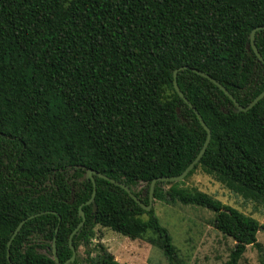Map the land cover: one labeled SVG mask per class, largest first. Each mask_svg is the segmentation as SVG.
Here are the masks:
<instances>
[{"label":"trees","instance_id":"obj_1","mask_svg":"<svg viewBox=\"0 0 264 264\" xmlns=\"http://www.w3.org/2000/svg\"><path fill=\"white\" fill-rule=\"evenodd\" d=\"M259 26L264 0H0V264H9L19 222L40 212L12 240L10 261L55 264V238L64 264L80 206L85 221L72 246L85 249V264H119L102 244L89 250L95 226L145 239L169 264H183L153 207L143 210L98 177L86 204L92 183L80 178L99 172L147 205L150 182L180 175L206 137L175 92L173 71L197 69L247 106L264 89V65L246 48ZM254 43L264 60V30ZM177 84L211 133L186 178L200 169L243 200L264 203V97L234 112L189 69ZM182 184L158 182L153 200L212 212L214 229L234 243L226 264H239L247 247L264 264L256 239L264 225Z\"/></svg>","mask_w":264,"mask_h":264},{"label":"rangeland","instance_id":"obj_2","mask_svg":"<svg viewBox=\"0 0 264 264\" xmlns=\"http://www.w3.org/2000/svg\"><path fill=\"white\" fill-rule=\"evenodd\" d=\"M182 186L203 192L222 205L250 216L264 225V203L243 200L227 190L213 175H207L197 169L183 180ZM143 187L144 185L140 184L135 190L139 191ZM164 189H167V185ZM152 207L161 225L172 237L183 264H226L234 243L214 229L212 212L197 206L155 200ZM94 232L89 250H93L97 244H102L119 264H169L161 251L145 239L130 240L100 226H95ZM256 239L264 247V231H258ZM75 257H78V264H85L82 261L85 249L79 247ZM239 264H260L257 251L247 247Z\"/></svg>","mask_w":264,"mask_h":264},{"label":"water","instance_id":"obj_3","mask_svg":"<svg viewBox=\"0 0 264 264\" xmlns=\"http://www.w3.org/2000/svg\"><path fill=\"white\" fill-rule=\"evenodd\" d=\"M264 30V26H259L254 28L250 34H249V43L246 45L247 49H251L257 60L264 65V60L262 58V56L260 55V53L258 52L254 40H255V34L258 31H262ZM183 69H189L191 72L207 79L208 81H210L213 85H215L219 90H221L223 92L224 95H226L229 100L232 102L234 109V112H247L248 110H250L253 106H255L263 97H264V89L245 107L241 106L236 99L220 84L218 83L216 80H214L213 78H211L209 75L197 70V69H191L187 66H182L179 67L177 69H175L173 71V87L175 92L177 93L178 97L183 100V102L194 112L199 124L201 125V127L203 128V130L206 133V137L204 140V143L202 144L198 154L196 155V157L194 158V160L186 167V169L178 176H172V177H159V178H154L150 184H149V189H148V203L147 205H144L139 198H137L136 196H134V194L131 192L130 188L125 186L124 184L115 181L114 179H111L99 172H96L94 170L91 169H86L84 174L82 175V177L80 178V180H90L92 183V193H91V197L90 199L86 202V204H90L93 202L94 196H95V192H96V184H95V179L94 177H98L100 179H103L115 186L120 187L122 190H124L128 196L133 199L136 204H138L143 210L145 211H149L152 208V204H153V192H154V188L155 185L158 182L164 183V184H172V183H177V182H181L183 181L186 176L188 175V173L194 168V166L196 164H198L199 160L201 159V157L203 156V154L205 153V150L209 144L210 141V130L209 128L205 125L204 121L202 120L201 116L199 115V113L196 111V109L191 105V103L185 98V96L182 94V92L180 91L178 84H177V73ZM95 210V207H94ZM46 212H40L37 214H32L30 216H28L27 218L23 219L21 222H19V224L17 225V227L15 228L11 238L9 239V241L7 242V252H6V258L9 264H12L9 258V248H10V244L12 242V240L14 239V237L16 236V234L18 233V231L20 230V228L22 227V225L26 222L29 221L35 217L44 215ZM52 214H56L55 212H51ZM79 216L81 217V221L77 224V226L73 229V231L71 232L69 239H68V243H69V248L71 251V257L64 263V264H70L75 260V256H76V250L75 248L72 246V238L76 235V233L83 227L84 225V221H85V216L81 210V206L79 207ZM58 222L60 223V217L58 216ZM58 227L55 230V233L57 232ZM52 259L55 262V264H61L59 262V259L57 257L56 254V246H55V238L53 239L52 242Z\"/></svg>","mask_w":264,"mask_h":264}]
</instances>
